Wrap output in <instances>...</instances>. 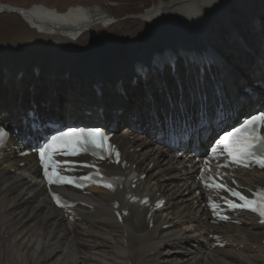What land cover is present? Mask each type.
I'll use <instances>...</instances> for the list:
<instances>
[{"label":"bare ground","instance_id":"bare-ground-1","mask_svg":"<svg viewBox=\"0 0 264 264\" xmlns=\"http://www.w3.org/2000/svg\"><path fill=\"white\" fill-rule=\"evenodd\" d=\"M135 1L99 0L96 7L66 11L0 2V124L17 128L0 159V264H264V225L246 211L233 217L240 226L215 223L204 205L206 191L195 178L194 156L218 125L230 128L264 109V58L248 73L236 74L224 62L226 55L229 64H236L232 52L241 45L250 49L246 37L235 34L238 49L223 44L221 53L207 44L196 51L206 31H219L220 42L233 23L236 29L248 27L251 41H260L264 0H150L142 7ZM248 12L255 13L251 20L244 17ZM129 27L131 33L119 35ZM98 64L106 65L100 70L107 82L101 89L98 82L103 81L92 75ZM39 72L43 88L65 99L78 93L75 99L82 103L77 109L65 110L61 119L53 107L43 110L46 90L26 100ZM178 79L189 87L177 91ZM99 103L105 109L100 111ZM198 118L203 121L193 126ZM47 121L116 131L113 141L126 165L104 168L108 175L124 176L123 187L113 192L90 187L87 194L61 188L75 205L57 208L40 179L35 155L20 158L17 153L40 139L32 123ZM120 121L125 125L117 128ZM184 126L192 129L188 140L170 149L168 132ZM181 149L186 151L177 155ZM238 172L241 185L264 186V170ZM127 193L152 202L162 198L165 204L148 217L150 208L130 203ZM115 202L119 210H128L122 221L114 214Z\"/></svg>","mask_w":264,"mask_h":264},{"label":"rangeland","instance_id":"rangeland-1","mask_svg":"<svg viewBox=\"0 0 264 264\" xmlns=\"http://www.w3.org/2000/svg\"><path fill=\"white\" fill-rule=\"evenodd\" d=\"M0 2H4L3 4H9V5H12V6H20V7H31L33 4H41V5H46V6H48V7H53V8H56L57 10H59V11H66V10H68L69 8H71L72 6H78V5H84V6H91V7H93V5L96 7V6H98L99 5V0H0ZM140 2H144V0H136L135 1V3H137V5H141V7L142 6H144V5H147L148 4V2H150V0H146L145 1V3H140ZM251 7L253 8V4L251 5ZM247 11V10H246ZM244 15V14H243ZM254 15H255V13H253V14H251L250 12H248L247 13V15H245L244 17H246L247 16V18H248V20H251V18L252 17H254ZM199 16H203V14H201V15H199ZM125 17V16H124ZM124 17H120V19H123ZM113 20H117V18H112ZM118 19H119V17H118ZM263 24V23H262ZM236 24L235 23H233V24H231V25H229V26H226V31H227V37H225L224 36V38H223V40H226V41H223V40H220V42H219V39H221V37H222V35H221V33L219 32V31H217V30H209V31H206L207 33V35H208V37L206 36V35H203V33H199L198 34V40L200 39V37L203 35V37H205L204 38V40L199 44V45H197L198 47L199 46H202V47H200L199 49H196V51H198L199 52V50H200V52L201 51H203L204 49H205V46H207V44H209V45H211V46H213V48L214 49H219L220 50V52L222 53L223 51H222V49H221V47H222V45L223 44H225L226 45V47H230V45H232V43H234L235 45L234 46H236L235 48L236 49H238V44L236 43V41L237 40H235V38H234V36H235V34L236 33H238L239 34V36L241 37V36H244V37H246L247 38V41L249 42H247L248 44H249V47H250V49L249 50H246V51H244L245 49L242 47V45H241V50H243V52L240 50V49H238V51L239 52H237V51H235V52H232L231 50H230V53L232 52V55L235 57V58H237V60H238V62L236 63V64H229V63H231L232 61H230L229 59H228V57L226 56V55H224V57H225V63H227V67H229V70L230 71H236L235 73L237 74V73H239V70L240 71H242V72H244V73H248L247 72V69H249V67H251L252 65H255L259 60H261L262 59V57L264 58V33H263V31H262V27H261V29H260V41L257 39V40H254V41H251V39L249 38V36H252V34L250 35V29L248 28V27H246V28H241V29H236L237 27L235 26ZM264 28V27H263ZM132 30H133V28L132 27H129V28H126L124 31H123V33H121V34H119V35H121V36H126V35H128L129 33H131L132 32ZM230 30H234L235 32H232V33H230ZM108 32V31H107ZM209 35H210V37H209ZM229 37V38H228ZM207 38H208V40H209V43L207 42ZM232 41V42H231ZM165 46H167V45H165ZM170 47H174V46H172V45H169ZM259 47V48H258ZM256 48V49H255ZM263 52V53H262ZM152 53V52H151ZM151 53H149V54H151ZM258 53H260V54H258ZM263 54V55H262ZM178 61L179 60H181V59H177ZM178 61H177V63H178ZM182 61V60H181ZM94 67H95V70L94 71H92V75L94 76V77H96L95 79H99V80H102L103 81V79L100 77L101 75H103L101 72H100V70H103L105 67H106V65L105 64H98V65H94ZM166 67H169L168 65L166 66ZM115 68V67H114ZM113 68V69H114ZM236 69V70H235ZM234 73V74H235ZM254 75H256L257 74V71L256 70H254L253 72H252ZM31 74H32V71H29V72H27L25 75H24V77L25 78H29L30 76H31ZM157 75H162L161 73H159V72H157ZM35 79H37L38 80V84H37V86H36V88H34V89H32V91L30 92V95L29 94H27L26 95V100L29 98V96H31V97H35V95L36 94H38V92L39 91H41V92H45V90L47 91L45 94H43V95H41V105H40V108H42L43 110L46 108V107H53L54 108V110H58V113H59V118L61 119V118H63V116H64V113H65V110H76L77 109V107L82 103V102H80V101H78V100H76L75 98H78L77 97V95H78V93H75V94H68L67 95V99H65V96H62V95H59V92L58 93H54V92H52L51 90H52V88H49V89H47L46 87L45 88H43L42 87V83H43V81L45 80V78L43 77V76H41V72H39L37 75H36V78ZM189 79H193V78H189ZM188 79V80H189ZM180 81V82H179ZM105 83H107V82H98V84H100V89H101V86H103ZM178 83V84H177ZM188 84H184L183 82H182V80H180V79H178V80H176L175 81V83H174V87H175V89L177 90V91H179V92H182L183 90H185V88H186V86H187ZM181 86V87H180ZM221 86H223V85H221ZM79 87H82V84H80V86ZM188 87H189V85H188ZM188 87H187V89H188ZM79 90V89H78ZM82 90V89H81ZM80 90V91H81ZM104 90H106V89H104ZM33 93H34V95H33ZM170 93V92H169ZM40 94V93H39ZM54 94V95H53ZM103 94H104V91L102 92V95L100 94V92H99V94H97V97L99 96V99L103 96ZM138 94H139V92H138ZM166 94V93H165ZM54 97V98H53ZM104 97V96H103ZM165 97H166V95H165ZM181 97V96H180ZM109 98V97H108ZM74 99V100H73ZM104 99H106V98H104ZM110 100L109 101H114V98L112 97V96H110V98H109ZM71 100V101H70ZM102 100H103V98H102ZM166 101L167 102H169L168 101V97H166ZM68 103V104H67ZM73 103V104H72ZM134 103H136V105H138V107H140V104H137L138 103V101H136V102H134ZM67 104V105H66ZM63 105V106H62ZM65 105V106H64ZM92 105V104H91ZM31 106H32V103H31ZM75 106V107H74ZM77 106V107H76ZM68 107H70L69 109H68ZM99 107H100V111L102 110V109H105L104 107H105V105L104 104H102V103H99ZM113 107V106H112ZM60 108H62V109H60ZM102 108V109H101ZM160 108V110H162L161 109V107H159ZM36 110H37V108H36ZM179 110V109H178ZM38 111V110H37ZM125 111V108H121L120 110H119V112H124ZM39 113V112H38ZM84 113H85V115H88V116H90L91 115V113H90V111H88V110H85L84 111ZM62 115V116H61ZM102 116V115H101ZM122 122V124L124 125V123H123V121H121ZM120 127V126H119ZM118 127V128H119ZM122 127V126H121ZM120 127V128H121ZM140 132V131H139ZM155 147V146H154ZM156 148V147H155ZM150 167H152V164H150ZM13 171V170H12ZM235 225H237V226H240V224L239 223H236ZM251 231H252V228L250 227L249 228ZM137 249H135L134 250V252L136 251ZM137 253V252H136Z\"/></svg>","mask_w":264,"mask_h":264},{"label":"snow or ice","instance_id":"snow-or-ice-1","mask_svg":"<svg viewBox=\"0 0 264 264\" xmlns=\"http://www.w3.org/2000/svg\"><path fill=\"white\" fill-rule=\"evenodd\" d=\"M264 126V113H258L246 119L242 122L241 126L234 129L232 132L227 133L219 143L223 144L224 151L228 154V157L234 163H245L246 161H252L258 164L261 168H264V134H261L258 129ZM5 133L0 129V139L4 137ZM100 130H90L85 132L83 129H69L67 132L60 133L59 136L53 137V145H58L59 148L71 147L73 149L79 147L82 150H86L88 144H92L96 147H103L101 141H106L107 137H100ZM49 146L47 148L40 149L41 162L45 166V176L48 177V163L46 162V156L49 154ZM50 159V156H49ZM52 177H56L60 183H72L71 179L62 177L55 168L52 170ZM49 178V183L57 182L56 180ZM84 179H91V177H84ZM211 179V177H209ZM106 187L111 188V184H105ZM218 188H226L225 185L215 184L209 185ZM232 195L238 196L242 204H236L232 201H228L229 207H241L248 208L251 211L257 212L261 217V223H264V191H258L254 194L255 199H249L243 196L241 193L231 189H227Z\"/></svg>","mask_w":264,"mask_h":264}]
</instances>
